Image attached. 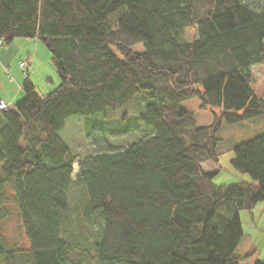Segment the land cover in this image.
<instances>
[{
  "label": "trees",
  "instance_id": "trees-1",
  "mask_svg": "<svg viewBox=\"0 0 264 264\" xmlns=\"http://www.w3.org/2000/svg\"><path fill=\"white\" fill-rule=\"evenodd\" d=\"M187 28L197 37L185 41ZM41 41L60 84L0 111V264H241L239 212L264 201V130L234 146L233 167L257 184H214L218 132L264 117L250 68L264 63V5L252 0H0V39ZM142 44L144 50H133ZM200 86V89L197 86ZM143 112L86 123L96 152L79 161L78 219L98 226L85 245L67 237L76 155L61 137L72 116ZM213 114L200 125L181 102ZM214 109H221L218 113ZM140 134L111 150L99 135ZM20 222L28 245L6 235ZM254 264H264L256 260Z\"/></svg>",
  "mask_w": 264,
  "mask_h": 264
},
{
  "label": "rangeland",
  "instance_id": "rangeland-1",
  "mask_svg": "<svg viewBox=\"0 0 264 264\" xmlns=\"http://www.w3.org/2000/svg\"><path fill=\"white\" fill-rule=\"evenodd\" d=\"M252 2L255 7L264 5V0H252ZM185 31L186 32L183 34V39L185 41L197 37L194 28H187ZM26 41L30 42L28 43L29 47L25 45ZM35 44L38 45L37 59L34 60L33 75L30 82L35 86L36 93L39 96H44L53 91L60 84V77L50 59V52L43 43L35 39L16 38L11 44H4L2 48L7 49L10 46L13 48L9 58L13 59L14 67L20 70L19 62L26 60L27 54L31 53V55H34L33 53L36 51ZM133 50L142 52L144 48L142 44H138L133 47ZM1 59L5 61L3 58ZM32 71H30L29 74H31ZM20 72L23 74L22 71ZM250 72L252 75V79L249 83L250 87L256 96L264 99V63L253 65L250 68ZM14 78L15 71H10V73L7 72L4 65L0 63V98L7 95L9 97L7 98L8 101H12L11 98L18 94V86H14L12 82L10 83V80ZM197 87L200 89L199 85ZM8 91H10L11 94H9ZM19 92V97L16 98L17 100L15 102L24 97L23 91L19 89ZM181 104L194 114L198 124L209 125L213 122V114L200 107L201 100L198 97L184 100ZM144 105L145 102H143L140 97H135L132 101L115 111L106 110L103 114L98 116H72L66 120L65 126L60 134L77 157L72 165V180L74 182L68 193L71 207V221L67 229L68 239L85 245L83 240L87 235H96L99 232L97 225L81 221L76 214L83 200V185L76 182L79 161L86 155L96 152L94 145L87 139L85 124L95 123V121H97V123L101 121L112 123L118 120L122 114L138 116L143 112ZM214 110L218 113L221 111V109ZM263 130L264 117H256L235 124H227L225 122L222 124L217 135L219 138L217 143L218 166L213 165L210 161L202 164L203 169L206 171L218 170L213 179L214 184L223 186L240 181L257 184V181L254 180L250 174L236 170L231 160L235 155L234 146L236 144L259 135ZM97 137H102L105 140V144H107L111 150L122 147V145L128 141H135L141 138L138 133H131L125 136L98 135ZM239 216L244 236L235 251V255L239 259L238 261L241 264H250V262L254 264L256 260L264 262V201L258 202L250 210H241ZM6 235L18 244L24 246L28 245V241L22 233L20 222L15 216L6 223ZM254 250L257 253L254 252ZM249 251H253V255L250 254L247 256ZM259 255H262V260L256 258ZM91 264L97 263L92 262Z\"/></svg>",
  "mask_w": 264,
  "mask_h": 264
},
{
  "label": "crops",
  "instance_id": "crops-1",
  "mask_svg": "<svg viewBox=\"0 0 264 264\" xmlns=\"http://www.w3.org/2000/svg\"><path fill=\"white\" fill-rule=\"evenodd\" d=\"M28 43H30V42H25V45L27 46V47H29V44ZM35 53H33L34 55H31V53L30 54H27V59H29L30 58V60L32 61V68H31V71L34 69V64H35V61L34 60H36L37 59V50H38V45L37 44H35ZM12 47L10 46L9 48H7V49H5V48H2V47H0V63L2 64V65H4V68H5V70L7 71V72H9L10 73V71H12V72H14L15 71V78L14 79H11L10 80V83L12 82L13 83V85L15 86V85H17L18 86V88H17V92H18V94H16V95H14L12 98H11V100L12 101H8V99L7 98H9L7 95L5 96V97H2V98H0V99H3V100H5L8 104H9V106H10V108H12L13 107V104L15 103V101L17 100L16 98H18L19 97V89L21 90V85L23 84V82H24V76H23V74L20 72V71H22L21 70V68H20V70H19V68H15L14 67V64H13V59H11V58H9V55L11 54V52H12ZM1 58H3L5 61H2V59ZM6 58V59H5ZM19 67H20V65H19ZM2 69V68H1ZM33 73V71L31 72V74H29V76H28V79L31 81V77H32V74ZM22 74V75H21ZM22 79H23V82H22ZM9 92V94H11V92L10 91H8ZM253 252V251H252ZM251 251H249V253H248V255L247 256H249L250 254H252L253 255V253H252ZM254 252H256L255 250H254ZM257 253V252H256ZM261 257H262V255H259V256H257L256 258H258L259 260H262L261 259ZM254 262V261H253ZM252 262H250V264H251Z\"/></svg>",
  "mask_w": 264,
  "mask_h": 264
},
{
  "label": "built area",
  "instance_id": "built-area-1",
  "mask_svg": "<svg viewBox=\"0 0 264 264\" xmlns=\"http://www.w3.org/2000/svg\"><path fill=\"white\" fill-rule=\"evenodd\" d=\"M3 44V41L0 39V46ZM20 66L23 69L24 75L27 76L29 69H30V63L28 61H24L20 63ZM8 109V105L5 101L0 100V111H5Z\"/></svg>",
  "mask_w": 264,
  "mask_h": 264
}]
</instances>
